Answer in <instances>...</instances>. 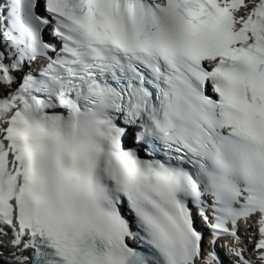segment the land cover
Masks as SVG:
<instances>
[{
  "label": "snow or ice",
  "instance_id": "snow-or-ice-1",
  "mask_svg": "<svg viewBox=\"0 0 264 264\" xmlns=\"http://www.w3.org/2000/svg\"><path fill=\"white\" fill-rule=\"evenodd\" d=\"M242 224L264 264V0H0V264H253Z\"/></svg>",
  "mask_w": 264,
  "mask_h": 264
},
{
  "label": "bare ground",
  "instance_id": "bare-ground-1",
  "mask_svg": "<svg viewBox=\"0 0 264 264\" xmlns=\"http://www.w3.org/2000/svg\"><path fill=\"white\" fill-rule=\"evenodd\" d=\"M254 227H255V226L253 225V227L250 228V231H251V232H253V228H254ZM252 248H253V247H251L250 244H249V250H252Z\"/></svg>",
  "mask_w": 264,
  "mask_h": 264
}]
</instances>
